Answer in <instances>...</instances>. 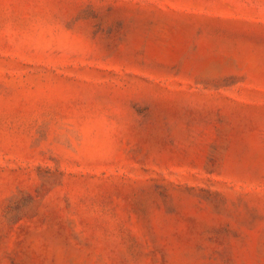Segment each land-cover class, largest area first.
Returning a JSON list of instances; mask_svg holds the SVG:
<instances>
[{
  "label": "rangeland",
  "instance_id": "rangeland-1",
  "mask_svg": "<svg viewBox=\"0 0 264 264\" xmlns=\"http://www.w3.org/2000/svg\"><path fill=\"white\" fill-rule=\"evenodd\" d=\"M0 264H264V0H0Z\"/></svg>",
  "mask_w": 264,
  "mask_h": 264
}]
</instances>
